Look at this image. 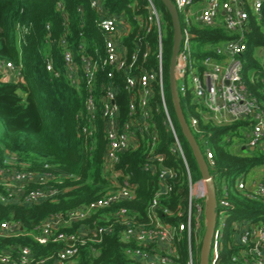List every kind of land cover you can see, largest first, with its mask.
I'll return each instance as SVG.
<instances>
[{
    "label": "trees",
    "instance_id": "obj_1",
    "mask_svg": "<svg viewBox=\"0 0 264 264\" xmlns=\"http://www.w3.org/2000/svg\"><path fill=\"white\" fill-rule=\"evenodd\" d=\"M153 1L161 20L167 105L192 178L198 180L201 172L181 131L170 89L169 69L175 35L173 19L162 0ZM103 3L110 13H124L132 22L133 28L124 39L129 51L135 49L136 43H139L142 51L148 45L151 55L146 64L150 68H157L159 28L154 26L147 38L139 40L142 33L138 31L139 25L134 18L146 16L148 0H103ZM80 7L83 11L79 10ZM247 10L249 19L242 31L247 43L242 56V76L249 93L264 108V60L259 53L260 49L264 50V4L260 14L253 12L248 5ZM95 18L96 11L91 7L90 0H0V63L12 62L21 71L17 81L5 80V75L0 73V162L4 164L13 156L19 168L26 167L36 174L49 173L48 184H53L59 190L50 199L14 201L0 184V226L2 222L18 223L19 226L11 236L0 235V257L10 255L9 263L0 264H22L23 247L31 250L30 264H56L59 251L66 242L40 243L36 235L41 224L52 215L66 217L70 211L90 204L113 187V181L104 168L107 141L103 121L98 117L96 131L93 136L86 137L82 129L88 121L83 70L81 68L79 87L73 86L66 74L64 49L60 44L65 36L80 67L83 56L98 59L104 55V37L96 26ZM180 24L182 29L186 28L181 16ZM190 30L194 41H197L196 47L193 46V60L198 64L207 56L218 57L215 47L239 36V33L227 30L223 23L214 26L194 24ZM48 58L53 63V71L47 68ZM107 71L108 68H100L97 73L94 86L97 94L103 92L102 84L108 81ZM115 77L121 83L118 98L124 117L129 111L130 95L123 88L121 76L117 74ZM180 100L188 120L192 114L199 116L198 126L192 127V132L201 149L203 142L208 141L214 155L215 165L210 172L216 188L225 185L232 204L222 230L218 264H253L251 259L246 260L242 256L246 246L239 240L246 224L264 226V196L252 197L247 190H240L237 184L240 179L247 182V175L254 168H264V150L246 145L249 120L217 124L199 114V105L190 91L181 94ZM154 103L160 106L155 118L158 130L156 151L166 153V164L178 171L177 180L171 182L172 191L160 199L161 204L169 207L174 214L163 213L162 209L159 212L165 222L176 223L182 219L177 212L187 210L189 204V177L182 157L170 150L174 136L165 122L161 96L156 88ZM147 140L142 139L138 148L123 152L117 164V168L129 175L135 185V198L97 210L83 220L61 225L59 232L72 233L81 231L82 227L104 225L108 223L105 219L111 218L120 206L127 207L130 214L141 220L147 219L149 205L159 187L157 174L143 168L150 147ZM240 146L242 149L236 148ZM39 187H42L39 182H30L25 185V191ZM3 196L6 199H2ZM123 228V225L115 224L111 232L103 234L100 242L81 244L78 253L66 260V264H141L128 253L135 243L122 239ZM204 236L201 237V244ZM178 244L180 257L177 264H187V238L183 237ZM236 256L238 260H234Z\"/></svg>",
    "mask_w": 264,
    "mask_h": 264
},
{
    "label": "built area",
    "instance_id": "obj_2",
    "mask_svg": "<svg viewBox=\"0 0 264 264\" xmlns=\"http://www.w3.org/2000/svg\"><path fill=\"white\" fill-rule=\"evenodd\" d=\"M172 2L178 10L179 18L181 16L186 24V28L182 29V38L174 65L179 96L190 91L199 105L197 108L199 114L205 119H212L217 124L249 120L250 128L246 134V145L264 150V108L258 99L249 93L242 76L244 69L242 56L247 49L242 31L249 19L247 5L253 12L260 14L264 0H201L202 7L195 12L191 8L194 4L193 0H172ZM90 5L96 11L95 23L104 37V55L98 59L88 55L83 56L80 67L65 36L61 38L60 44L64 49L66 74L73 86L79 87L81 68L83 70L87 89L85 108L88 121L82 129L86 137L93 136L98 117L103 121L107 141L104 168L113 181V187L90 204L70 211L66 217L56 214L47 218L39 227L36 240L42 244L51 241L66 242L59 251V259L56 260V264H66V260L72 259L78 253L81 244L100 242L104 233L111 232L115 224H120L124 227L122 239L135 243L128 249V253L141 264H177V258L180 257L178 243L183 237L187 238L188 243L187 264H201L204 241L203 237L201 244L202 225H207L210 216L208 181L202 174L200 179L193 180L180 136L167 105L164 92L160 13L154 1L148 0L146 16L134 17L139 25L138 31L142 33L139 40L147 38L154 26L159 28L157 68H150L146 64L151 55L150 47L147 45L142 51L139 43H136L135 49L130 52L124 41L125 36L133 28L126 14L110 13L105 8L103 0H90ZM133 7L135 8V5ZM79 10L83 11L82 7ZM219 23H223L227 30L239 33V36L217 45L215 50L218 57L207 56L200 64L196 63L193 60L194 35L190 26L194 24L214 26ZM259 53L264 60V50L260 49ZM47 68L50 71L54 70L50 58L47 59ZM100 68L103 70L108 68V81L102 84L103 92L97 94L94 86ZM0 73L5 76L12 73L13 77L21 76L20 68L8 61L0 63ZM117 74L121 76L123 88L130 95L129 111L124 117L121 115L119 105L118 93L121 83L118 77H115ZM56 75L59 76L58 73ZM155 88L159 90L161 96L165 122L174 136L170 150L182 157L189 177V204L187 210L177 212L182 219L176 223L165 222L159 212L162 209L163 213L174 214L169 207L161 204L160 199L172 191L171 182L177 180L178 171L166 164V153L156 151L158 130L155 118L160 106L154 103ZM187 121L191 129L196 128L199 116L192 114ZM145 138L148 139L150 147L143 168L157 174L159 184L149 205L147 219L141 220L130 214L127 207L120 206L111 218L105 219L108 223L104 225L82 227L81 231L72 233L59 232L61 225L83 220L97 210L135 198V185L129 175L117 168V164L123 152L138 148ZM203 146L205 150H201L210 172V168L215 165L213 151L207 140L203 142ZM48 176L50 174L46 172L36 174L26 167H17L13 156H10L4 164L0 162V184L6 188L8 197L14 201L36 202L54 198L59 190L53 184H48ZM210 176L216 195L217 223L207 251V261L208 264H218L222 230L232 204L228 199L227 187L224 185L216 188L211 172ZM30 182H39L42 187L26 192L25 185ZM237 186L240 190H247L252 197L264 196V177L263 181L257 182L253 187L248 186L243 179L238 181ZM6 196L1 198L6 199ZM18 227V223L2 222L0 235L11 236L18 231ZM239 241L246 246L242 252L246 260L251 259L253 264H264V226L246 224ZM31 259V250L23 247L22 264H30ZM234 260H238V257L236 256ZM9 262L10 255L0 257V263Z\"/></svg>",
    "mask_w": 264,
    "mask_h": 264
},
{
    "label": "water",
    "instance_id": "obj_3",
    "mask_svg": "<svg viewBox=\"0 0 264 264\" xmlns=\"http://www.w3.org/2000/svg\"><path fill=\"white\" fill-rule=\"evenodd\" d=\"M162 2L165 4V6L168 8V10L171 13L174 29H175V40L173 45V52H172V58H171V64L169 69V79H170V89L172 94V101L175 109V113L181 128V131L185 138L187 139L194 158L197 162V165L199 167V170L204 178L208 181V189H209V202H210V216L206 225V232L204 236L203 241V247H202V253H201V264H208L207 261V251L210 246V242L213 236V233L216 228L217 223V213L215 211L216 206V195H215V189L213 180L211 179L210 172L208 169L207 162L205 160V157L203 155V152L200 148V145L195 138L192 129L190 128L187 118L185 116L180 96L178 94L177 88H176V80L174 76V65H175V57L179 50V42L182 38V28L180 24V18L178 14V10L175 6V4L172 2V0H162Z\"/></svg>",
    "mask_w": 264,
    "mask_h": 264
},
{
    "label": "rangeland",
    "instance_id": "obj_4",
    "mask_svg": "<svg viewBox=\"0 0 264 264\" xmlns=\"http://www.w3.org/2000/svg\"><path fill=\"white\" fill-rule=\"evenodd\" d=\"M201 7H202L201 2H195L191 8H192L193 12H195L196 10L200 9ZM192 45H193L194 47H196V45H197V41H194V40H193ZM12 74H13V73H12ZM12 74H7V75L5 76V80H9V81H17V78L13 77ZM236 148H241V149H242L241 146H240V147H236ZM202 150H203V151L205 150L204 147H203V145H202ZM262 170H263L262 167H256V168H254V169H253V170L247 175V183H248V186H250V187L253 186V184H252L253 180H256V179H257V180H260V181L262 180V178H263ZM256 173H257V174H256ZM253 178H255V179H253ZM205 232H206V225L203 224V225H202V231H201V237L205 234Z\"/></svg>",
    "mask_w": 264,
    "mask_h": 264
},
{
    "label": "crops",
    "instance_id": "obj_5",
    "mask_svg": "<svg viewBox=\"0 0 264 264\" xmlns=\"http://www.w3.org/2000/svg\"><path fill=\"white\" fill-rule=\"evenodd\" d=\"M15 78H17V77H15ZM262 173L264 174V168H263V170H262ZM257 174V173H256ZM264 177V176H263ZM260 180H253V182H252V184L254 185V184H256L257 182H259ZM261 181H263V178H262V180ZM251 187H253V186H251Z\"/></svg>",
    "mask_w": 264,
    "mask_h": 264
}]
</instances>
